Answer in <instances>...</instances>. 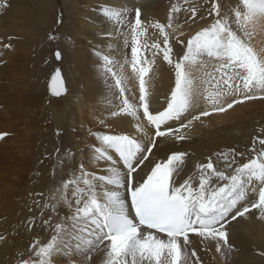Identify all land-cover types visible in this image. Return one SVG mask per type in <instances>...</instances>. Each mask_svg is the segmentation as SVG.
I'll return each instance as SVG.
<instances>
[{
	"label": "snow or ice",
	"instance_id": "6c2138e0",
	"mask_svg": "<svg viewBox=\"0 0 264 264\" xmlns=\"http://www.w3.org/2000/svg\"><path fill=\"white\" fill-rule=\"evenodd\" d=\"M205 3L207 7L195 0L172 4L167 24L146 25L139 7H135L133 19H128V8L104 5L97 10L105 20L130 30L131 68L139 81L136 103L125 95L123 71H113L110 57L96 54L118 90L120 106L110 115L132 117L136 133H91L97 145L88 148L89 163L94 162L97 171H90L84 161H75L70 151L66 153L74 164L68 178L50 189L46 197L43 193L35 194L44 198L43 203H34L40 210V225L50 238L34 239L26 253L18 254L16 264H57L61 257L66 264H97V258L100 264H200L194 240L198 239L201 245L205 241L215 242V251L227 255L233 250L228 233L232 221L252 209L258 210L259 217L264 219V139H259L258 148L254 143L249 149L254 156L234 148L220 151L213 154L215 160L209 157L207 162L196 163L184 178L188 157L185 152H172L155 162L142 183H137L134 176L160 143L186 139L181 130L193 121L212 112H226L244 101L264 99V56L249 43V27H255V22L264 18V0H240V6L228 13L219 0ZM5 7L6 0L0 3V9ZM201 11L206 16H201ZM181 12L185 19L175 23ZM198 17H211L212 22L186 42L180 40L183 24L195 22ZM149 27L163 37V47L160 43L141 44L139 37ZM167 29L178 33L175 42L186 49L176 60ZM10 47L11 44H4V48ZM150 49H154L153 58L162 53L163 61L175 71V87L167 105L155 113L150 110L145 87V77L155 60L141 56L143 50ZM55 55L57 60L61 58L59 51ZM205 56L219 62L215 66L219 79L206 73L216 83V91L204 97L211 109L193 115L190 108L196 86L190 68L203 65ZM61 86V73L57 70L52 77L54 95L61 94ZM185 114L192 119L187 120ZM175 124L179 126L174 127ZM3 135L6 134H0V139ZM62 208L67 210L66 214H61ZM35 220H28L29 229L35 227ZM6 239L0 235V242Z\"/></svg>",
	"mask_w": 264,
	"mask_h": 264
},
{
	"label": "bare ground",
	"instance_id": "6f19581e",
	"mask_svg": "<svg viewBox=\"0 0 264 264\" xmlns=\"http://www.w3.org/2000/svg\"><path fill=\"white\" fill-rule=\"evenodd\" d=\"M224 2L226 6L230 3L227 0ZM174 3L179 5L182 0H65L66 14L64 22L57 30V35L59 39L61 37L68 41L67 43H65L66 41L63 43L60 41L59 46L64 52L65 65L69 63L68 67L70 66L67 71H72V73H78L79 75H77L78 82L75 87L67 85L68 93H66L64 102L62 101L63 106H60V108L54 104L56 102H53L52 99L47 100V97L44 98V86L46 83L41 86L42 82L37 81L38 77L42 80V77L48 76V74L44 76L45 73H43L49 68V65L44 63L43 54H48L50 49H52L49 46L50 43L48 44L47 42L46 45L39 46L35 51L33 46L26 44L28 41H23L13 36L9 40L8 38L11 36H5L7 35L6 32L8 30L17 31V29H13V25L10 28H4L6 24L3 23L4 18L9 19L8 15L10 14L12 16L10 21H14L16 20V15L7 8L6 10L9 12L1 11L6 12V14L4 13L5 15L2 17L4 27L0 26V134L6 135H3V138L0 139V211L4 212V206L9 200L16 197L20 190L22 191L25 183L33 174L39 173L46 177L47 172L50 174L53 169L55 175L52 177L54 178L52 183H50L53 188L62 180L67 179L69 171L74 167L73 162L66 155L69 151L73 154L75 161H84L90 171H97L94 162L89 163L88 148L97 145V141L91 133L129 135L136 133V121L132 117L124 115L113 117L110 115L112 111H117L120 106L118 90L113 86L114 79L112 76L105 72L102 59L96 54L99 52L101 55L109 56L113 61L111 65L113 71L117 73H120L121 70L123 71L125 77L124 86L126 88L125 95L128 96L130 102L136 103L139 96V81L136 74L132 71L131 64L126 60L127 57H131L132 37L130 30L127 26L117 25L114 22L105 20L97 10L104 5L117 9L128 8L130 10L131 6L135 5V7L140 8L143 17L145 15L143 13H148L146 18L141 16L146 25L153 22L163 24L164 20H167L170 7ZM195 3L207 7L205 0H195ZM230 4H234V2L231 1ZM52 8L50 11L55 12L54 3ZM30 11L29 13H31ZM52 12L49 22L48 19L46 20V17H48L47 12L43 15V25H48L47 29L54 22L55 15H52ZM130 12L131 15L128 19H133V12ZM200 15L206 16V13L201 11ZM30 16L32 15L30 14ZM181 18L185 19L183 12L178 14V19L175 22ZM192 24L194 25V23ZM189 28L188 30L191 32L192 30L190 29L192 28ZM249 31L252 35L257 34L259 45L264 48V18L258 19L255 22V27L250 26ZM190 32V35H187L188 33L185 35L187 37L192 36V32ZM107 33H111V36L107 35ZM171 37L173 35L170 33ZM162 39L163 37L158 30L151 27H149L148 32L144 36L139 37L141 44L147 43L149 46L154 43H160L163 46ZM173 39L172 41H174ZM125 40H127V44H125ZM4 44H11V47L4 48ZM177 50V48H173L174 60H176L175 57H178ZM147 51L149 52V50H143L141 56L144 57ZM34 53L35 57L32 56ZM258 54L264 56V51L259 50ZM205 58L207 57L205 56L202 59L205 60ZM150 67H153V69L148 74L152 76L145 77V87L149 99L152 100L150 101V110L155 113L166 107L167 99L170 98L171 91L175 87V77L172 79V75L164 77L162 74L166 71H171V73L175 74V71L167 63L161 69L160 67L152 66V64ZM203 69L200 64L190 68L195 84L201 82V75H204ZM159 70L160 72L157 74ZM74 75L76 76V74L71 76ZM73 80L74 78L72 82ZM228 100L230 102L231 98H228ZM257 100L235 104L233 108L228 109L226 112H212L210 116H202L199 121H193L187 129L181 130L186 139L179 141L168 140L160 143L158 148L153 150L154 155L149 157L150 160L145 161L144 165L134 174L136 182L142 183L147 178L155 162L165 159L172 152H180V147L182 148L188 143L206 142L209 148L203 152L201 151L202 153L199 154L197 160L187 158L182 178L191 174L196 163L207 162L209 157L215 160L213 154L219 152V150L224 151L231 147L233 148V146H238L242 148V151L249 153V149L253 145L251 146V141H248V132L246 131L252 128L259 116L264 113V100H260L263 103L260 110L257 107L260 101ZM51 101L53 104H51ZM210 109L211 105L208 101L203 97H198L193 99L190 112L193 115H198L201 111H210ZM185 115L187 120L192 119L191 115ZM187 120L184 122L187 123ZM178 126V124L174 125V127ZM60 128L58 141L62 143V147L60 145L61 150L55 155L54 143L58 133L57 130ZM145 131L147 132L149 129L146 127ZM253 133L258 135L259 130H254ZM243 138L247 140H243ZM250 154L255 155V153ZM146 162L148 163L146 164ZM39 179L41 178L38 177L37 182H39ZM180 182V179H178L177 183ZM37 186L39 185L37 184ZM121 192L127 195V193L123 192V189H121ZM26 197L29 196L27 195ZM33 202L31 201V203ZM25 210L27 209L25 208ZM66 211V209L62 208L61 214H66ZM18 226L20 227V225ZM16 230L15 232L18 231ZM19 231L16 237L17 249L13 253L2 250L0 247V264H16L18 254L26 253L34 238H39L41 241H46L50 238V234L45 232L41 225H37L36 222L35 227L29 229L26 224L24 229ZM228 233L229 244L232 245L233 250L227 255L215 251V242L205 241L201 245L198 239L194 240V247L197 256L200 258V264H264V254H262L264 253V219L259 217L258 210L252 209L244 217L232 221L228 226ZM192 235L190 234V237ZM57 264H66V261L61 257ZM97 264H100L99 258H97Z\"/></svg>",
	"mask_w": 264,
	"mask_h": 264
},
{
	"label": "rangeland",
	"instance_id": "374dc122",
	"mask_svg": "<svg viewBox=\"0 0 264 264\" xmlns=\"http://www.w3.org/2000/svg\"><path fill=\"white\" fill-rule=\"evenodd\" d=\"M20 1V2H19ZM32 1V2H31ZM224 1H226V0H219V2L221 3V6H222V9H223V11L225 12V13H228L231 9H234L235 7H237V6H240V0H236V2H235V0H227V1H229L230 3H231V1L232 2H234V4H228V6H226V4H225V2ZM237 1H238V3H237ZM3 2H5V0H0V3H3ZM8 2V3H7ZM12 2H14V3H12ZM36 4H35V0H6V4H7V7H5V8H3V9H0V12L2 11V10H4V11H6V12H9L10 10H12V11H10V12H12V13H14L15 15H16V17H15V19L17 20L18 19V21H16V20H11L10 21V19L12 18V16L9 14L8 16H9V19H7V18H4V22H3V18L2 17H4V15L6 14V12H1V14H2V16H1V14H0V26L2 27H4V24L3 23H6L5 24V27L4 28H10V26H12L13 25V29H17V31H12V30H8L7 32H6V34L7 35H5V36H13V37H17V38H19V39H22L23 41H28V42H26V44H28V46H33V49L36 51V49L39 47V46H41V45H46V43L48 42V44H49V46H50V48H52V49H50V51H49V53L47 54V53H44L43 54V57L45 58L44 59V63L45 64H47V65H49V70L47 69V70H45V71H43V73H45L44 74V76L45 75H47L48 74V78L46 77H42V80H41V78L40 77H38V79H37V81H41L42 83V85L41 86H44L45 84L44 83H46V85L44 86V88H45V97L44 98H46L47 100H49V99H52L53 100V102H56V103H54V104H56L57 105V107L58 108H60V106L62 107L63 106V100H64V97L66 96V95H64V96H61V97H53V96H51L50 95V92H49V84H50V80H51V78H52V76L54 75V73H55V69L58 67V66H60V69H61V71H62V74H63V77H64V80H65V82H66V86L67 85H71V87H75L76 86V84H77V78H78V76L77 75H79L78 73H72V71H67L68 70V68L70 67H68V64L66 63V65H65V62H64V52H63V50H62V48L59 46L60 44H59V42L61 41L62 43L63 42H65V43H67V41L68 40H66V39H64V38H61L60 37V39H59V36L57 35V30L60 28V26L62 25V23L64 22V18H65V14H66V10H65V7H64V3H65V0H36ZM12 3V4H11ZM19 3V4H18ZM34 3V4H33ZM53 3H54V5H55V9H56V11L54 12H52V11H50V10H52L53 8ZM224 3V4H223ZM237 3V4H236ZM16 4V5H15ZM33 4V5H32ZM13 5V6H12ZM14 7H16V8H14ZM29 9H28V8ZM6 8L9 10H6ZM18 10H19V12H18ZM22 10V11H21ZM29 10H31L30 12L31 13H29ZM23 11H24V13H23ZM130 11H132L133 12V16L135 15V5H132L131 6V9H130ZM27 12V13H26ZM45 12H47V15H48V17H46V20L48 19V22H49V19H50V17H51V12H52V15H55V17H54V22L50 25V27H49V29H47V27H48V25H43L44 23H43V18H44V13ZM5 13V14H4ZM17 13V14H16ZM30 14L32 15V16H30ZM145 14V15H144ZM42 15V16H41ZM143 15H144V17L142 16V14H141V16L143 17V18H146L147 16H148V13H143ZM30 16V17H29ZM39 16V17H38ZM38 17V18H37ZM24 18V19H23ZM26 18V19H25ZM27 18H29V19H27ZM209 18H210V20H209ZM6 19V20H5ZM36 19V20H35ZM207 19V20H206ZM206 19H203V20H201V19H199V17L195 20V22H192V21H189V23L188 24H183V27L180 29L181 30V32H183V35L182 36H179V39L180 40H183V41H187L188 39H190L192 36H193V34H195L196 32H198V31H200L203 27H207L211 22H212V18L211 17H206ZM28 22H27V21ZM31 20V21H30ZM37 20H39V21H37ZM183 20H184V18H181V19H179V21H177V22H175V23H182L183 22ZM9 21V22H8ZM13 21V22H12ZM20 21V22H19ZM37 21V22H36ZM44 21H45V19H44ZM3 22V23H2ZM26 22V23H25ZM194 23V25L192 24V23ZM14 23V24H13ZM23 23V24H22ZM31 23H32V25H31ZM28 24V25H27ZM163 24H167V20H164V22H163ZM192 24V25H191ZM174 26H175V24H174ZM186 26V27H185ZM191 26V27H190ZM196 26V27H195ZM198 26V27H197ZM18 27V28H17ZM192 28V29H190V28ZM186 28V29H185ZM188 28L190 29V30H192L193 31V28H195L194 29V31L192 32V36H190V37H187V35H190L189 34V30H188ZM21 30V31H20ZM22 30H24V31H22ZM48 30V31H47ZM50 30V31H49ZM26 31V32H25ZM167 31H169L172 35H173V37H171L170 38V40H171V44H172V46H173V48H177L178 50V57H175L176 59H178L179 58V55H181L186 49H185V46L183 45V44H179V43H176L175 42V37L176 36H178V33H176V32H173L171 29H167ZM185 31H187V32H185ZM14 32V33H13ZM190 32V33H191ZM188 33V34H187ZM185 34H187V35H185ZM252 35V34H251ZM48 36V37H47ZM50 36V37H49ZM185 36V37H184ZM57 37V38H56ZM45 38V39H44ZM174 38V39H173ZM13 39H15V38H13ZM172 39L174 40V41H172ZM41 42H40V41ZM50 40V41H49ZM252 40V41H251ZM258 37H257V34H253L252 36H251V38H250V40H249V43L251 44V46L259 53V50L260 51H264V48H262V47H260V45H259V42H258ZM179 44V45H178ZM258 45V46H257ZM161 47H163V46H161ZM262 49V50H261ZM56 50H58V51H60V54H61V59H60V61H57L56 59H55V51ZM33 51V50H32ZM152 51H154V49L153 50H149V52L147 51V53H145V55H144V57H146V58H148L149 60H152V59H154L155 60V62L152 64V66L154 65V67H160V69L161 68H163V66H164V64L165 63H167V62H165V61H163V59L161 58L162 57V54L160 55V53H158L159 55H157V56H159V57H154L153 58V56H151V57H149L150 55H152ZM181 53V54H180ZM33 57H35V53L32 55ZM49 56V57H48ZM207 57V56H206ZM51 58V59H50ZM158 58V59H157ZM126 60H128V63H130L131 64V57H127L126 58ZM160 60V61H159ZM52 61V62H51ZM161 62V64H159L158 65V63H160ZM51 63V64H50ZM218 61H215L214 59H212V58H205V60H203V65H201L200 64V66H202V68H204L203 69V76L201 75V82L199 83V84H195V86H196V88H197V92H198V90H199V92L197 93L196 92V96L194 97V99H196V98H198V97H205L206 95H208V93H213V92H215L216 91V83H215V80H213L212 79V77L211 76H208V75H206V73H213V75L216 77V79H219V78H217V77H219V73H216L215 72V66H217L218 65ZM210 64V65H209ZM199 64H197V66H198ZM51 67V68H50ZM67 67V68H66ZM173 68V67H172ZM151 69H153V67L151 68ZM214 70V71H213ZM152 71V70H151ZM205 71V72H204ZM48 72V73H47ZM70 74H69V73ZM159 72H160V70L157 72V74H159ZM72 73V74H71ZM50 74V75H49ZM73 74H76V76L74 75V76H71V75H73ZM165 74V75H164ZM167 74V75H166ZM164 77H169V76H173L172 77V79L175 77V74H173V73H171V71H166L165 73H163L162 74ZM217 75V76H216ZM148 77H150V76H152L151 74H148L147 75ZM40 78V79H39ZM74 78V80H73V82H72V79ZM44 79H45V81H44ZM48 79V80H47ZM213 80V82H211ZM48 81V82H47ZM207 81H209V82H207ZM201 83H203V84H201ZM209 83V84H208ZM73 84V85H72ZM201 85H202V89H201ZM200 88V89H199ZM215 90H214V89ZM201 90V91H200ZM208 90H210V91H208ZM47 93H49V94H47ZM67 93H68V86H67ZM47 95V96H46ZM49 95V96H48ZM62 99V100H61ZM260 100H264V99H258L257 101H260ZM58 101H59V103H58ZM63 101V102H62ZM149 101H152V100H150L149 99ZM261 102V101H260ZM259 102V104L257 105V107H258V110H260L261 109V104H263L262 102L260 103ZM51 104H53L52 103V101H51ZM153 105V104H152ZM150 107H151V103H150ZM258 121H259V123H258ZM259 124V125H258ZM253 127L252 128H250L249 130H247L246 132H248V141H251V146L255 143L256 144V146L257 147H259V145H258V142L257 141H259V139H264V113H262L260 116H259V119L255 122V125H252ZM257 127H258V129H257ZM254 128V129H253ZM254 130H256V131H258L259 130V134L257 135L256 133L254 134L253 133V131ZM57 131H58V133H57ZM56 131V138H55V149H54V152H55V155L56 154H58L59 152H60V148L62 147V143L61 142H59L58 141V139H59V132L61 131V128L60 129H58ZM263 132V133H262ZM252 133V134H251ZM256 136V137H255ZM245 137V136H244ZM247 139H244L243 138V140H247ZM249 139H251V140H249ZM57 145V146H56ZM60 145H61V147H60ZM209 148V146L207 145V143L206 142H199V141H197V142H195V143H188L187 145H184V146H182V148L180 147V149H179V151L180 152H185V153H187L188 154V157L187 158H189L190 160H197V158H198V156H199V154L200 153H202L204 150H207ZM233 148L234 149H238L240 152L242 151V148H240V147H238V146H233ZM232 147L230 148V149H233ZM57 149H59V152L57 151ZM182 149V150H181ZM193 149V150H192ZM199 150V151H198ZM226 150H228V149H226ZM237 150V151H238ZM189 151V152H188ZM197 151V152H196ZM202 151V152H201ZM220 151H223V150H219V152ZM225 151V150H224ZM238 151V152H239ZM217 152V151H216ZM242 152H244V151H242ZM244 153H247V152H244ZM247 154H249V156H253L252 154H250V153H247ZM150 160V159H149ZM148 162H146V164H147ZM53 173V174H52ZM54 171H53V169H52V171H50V174H49V172H47V174H46V177L44 176V175H42V174H39V173H36V174H33L31 177H30V179L25 183V185H24V190L22 189V191L20 190L18 193H17V196L16 197H13L11 200H9L8 201V203L4 206V208H5V210H4V212H2V211H0V235H3V236H5V237H7V239L5 240V241H3V242H0V247H1V249L2 250H6V251H10V252H14L15 251V249H17V241H16V237L18 236V232H20L19 230L21 229V230H23L24 229V227H25V225L27 224V222H28V220L32 217L33 218V216L36 218V220H35V222H36V224L37 225H40L39 223H40V218H38L39 217V212H40V210H39V208H37L36 207V204L33 202V201H37V200H39L41 203H43V197H40V196H37V195H35V194H37V193H43L44 194V196L46 197L48 194H49V190L50 189H52L53 188V186H52V184H50V183H52V180L54 179V178H52V177H54ZM48 176H49V178H48ZM38 177L39 178H41V179H39V182L40 181H42L41 183H43V184H41V183H39V182H37L38 180ZM37 178V179H36ZM46 178V180L44 181V179ZM34 180V181H33ZM51 180V181H50ZM48 181V182H47ZM50 181V182H49ZM30 182V183H29ZM47 182V183H46ZM37 184L39 185V186H37ZM48 186H49V188H48ZM32 187V188H31ZM21 193V194H20ZM24 193V194H23ZM28 193V194H27ZM28 195L29 197H26V196ZM24 196V197H23ZM30 196H32V197H30ZM24 199H25V201H24ZM26 200H27V202H26ZM31 201L33 202V203H31ZM24 203V204H23ZM31 203V204H30ZM23 205V206H22ZM26 205H28L27 207H24V206H26ZM25 208L27 209V210H25ZM30 209H31V211H32V213H31V211H30ZM33 209V210H32ZM22 210H24V211H26V212H24V211H22ZM29 210V211H28ZM28 211V212H27ZM27 213H29L28 215H27ZM37 214V215H36ZM32 215V216H31ZM36 215V216H35ZM31 216V217H30ZM30 217V218H29ZM25 219V220H24ZM28 219V220H27ZM37 219H38V221H37ZM21 221V222H20ZM23 221H24V223H23ZM17 223V224H16ZM21 223V224H20ZM18 225H20V227H22V228H20ZM19 227V228H18ZM18 231H17V230ZM15 230L17 231V232H15ZM17 234V235H16ZM35 239V238H34ZM15 243V244H14ZM3 245V246H2ZM18 251V250H17ZM18 253V252H17Z\"/></svg>",
	"mask_w": 264,
	"mask_h": 264
},
{
	"label": "water",
	"instance_id": "95a60500",
	"mask_svg": "<svg viewBox=\"0 0 264 264\" xmlns=\"http://www.w3.org/2000/svg\"><path fill=\"white\" fill-rule=\"evenodd\" d=\"M57 51H58V50H56L54 54H56ZM59 52H60V51H59ZM55 59H56V55H55ZM60 59H61V58H60ZM60 59H59V60L56 59V60H57V61H60ZM57 70H59L60 73H61V79H62L61 94H60L59 96L53 94V92H52V78H51V80H50V84H49V92H50V95L53 96V97H61V96H63V95H66V93H67L66 82H65V80H64V77H63L62 71H61V69H60V66H58V67L55 69V72H56ZM54 75H55V73H54ZM54 75H53V76H54ZM53 76H52V77H53Z\"/></svg>",
	"mask_w": 264,
	"mask_h": 264
}]
</instances>
